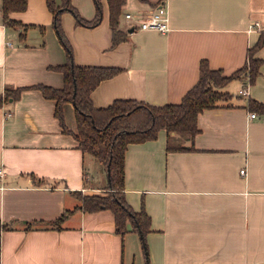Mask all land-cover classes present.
<instances>
[{"label": "crops", "instance_id": "1", "mask_svg": "<svg viewBox=\"0 0 264 264\" xmlns=\"http://www.w3.org/2000/svg\"><path fill=\"white\" fill-rule=\"evenodd\" d=\"M99 2L101 20L94 27L78 26L70 13L60 18L74 65L120 69L92 91L97 109L117 100L178 104L197 82L202 60L230 76L246 65L247 50L264 33V0H125L118 29L126 40L111 48L107 1ZM71 4L83 20L95 18L94 0ZM159 5L168 14L165 33L141 31L124 17ZM9 16L27 28L7 27L0 13V95L5 87L26 89L0 108L6 172L0 226L8 225L0 231V264H145L129 221L121 236L110 210L78 209L77 194L105 196L107 181L88 174L87 154L71 134L72 104L62 106L66 133L54 117L55 101L31 88L63 85L56 68L66 63V52L45 1L27 0L25 11ZM254 57L261 60L254 83L235 80L237 93L247 84V94L197 116L194 151L166 152L164 130L153 141L127 146L123 195L150 219L149 264H264V119L248 109L249 100L264 105V44ZM65 211L71 213L59 229L48 225Z\"/></svg>", "mask_w": 264, "mask_h": 264}, {"label": "trees", "instance_id": "2", "mask_svg": "<svg viewBox=\"0 0 264 264\" xmlns=\"http://www.w3.org/2000/svg\"><path fill=\"white\" fill-rule=\"evenodd\" d=\"M47 10L52 15V25L59 42L66 52V63L56 69L63 75V85L60 89L46 86H33L42 96L55 101L54 117L63 132L71 133L64 124L62 106L71 103L76 120V133H71L78 142V149L83 154H90L106 170L108 182L105 187L106 196H81L79 210L96 212L108 209L114 218V231L119 235L128 232L126 223L131 224V231L139 235L145 264L148 263V252L145 236L149 231L150 219L144 210L136 213L126 203L124 191V158L129 144L144 143L157 138V133H166V152L194 151L193 140L199 133L197 116L204 110L219 106V102L227 101L231 95L221 91L228 83L236 79H244L252 85L259 74L261 60L254 54L264 44V33L259 35L256 43L247 50V63L230 76H223L221 70H211L206 60L199 63L197 82L186 92L178 104L152 106L133 100L114 101L106 109H97L91 102L90 95L95 87L103 80L110 79L120 72L117 68L107 67H79L73 64L71 48L61 30L60 18L63 13L73 15L78 26L94 27L101 20V5L94 0L96 9L92 21L83 20L72 6L71 0H44ZM109 11V27L111 31V48L125 41V34L118 29L119 16L125 0H106ZM27 8V0H2L0 13L2 21L7 27L26 26L10 18L14 12H23ZM23 38V33L19 34ZM247 84H244V86ZM26 88L12 89L5 87L0 95V108L4 104L16 101L20 93ZM248 109L257 112L264 119V105L249 100ZM71 212L65 211L48 225L59 229L65 217ZM42 223V222H40ZM31 224H27V229ZM8 225L0 226V231L7 230Z\"/></svg>", "mask_w": 264, "mask_h": 264}, {"label": "built area", "instance_id": "3", "mask_svg": "<svg viewBox=\"0 0 264 264\" xmlns=\"http://www.w3.org/2000/svg\"><path fill=\"white\" fill-rule=\"evenodd\" d=\"M125 19L127 20H133L138 23V29L141 31H146V30H152L156 31L159 33H165L169 29V23H168V14L167 10L164 5H159L153 9H151L149 12H147L144 15L141 14H131L127 13L125 14ZM255 26H251L249 28L250 30H254ZM6 45H10L9 42H6ZM238 94L240 96H244L247 94V86H243L238 91ZM9 116V115H8ZM256 115L255 113H251L249 115V118H254ZM244 169L240 170L239 173L240 175L244 174ZM6 172L2 166H0V188H3V183L5 179Z\"/></svg>", "mask_w": 264, "mask_h": 264}, {"label": "rangeland", "instance_id": "4", "mask_svg": "<svg viewBox=\"0 0 264 264\" xmlns=\"http://www.w3.org/2000/svg\"><path fill=\"white\" fill-rule=\"evenodd\" d=\"M238 85H239L238 82L234 80L227 85L225 90L227 92H229L232 97L236 98V97H238V93H237V90L239 89ZM239 98L240 97H238V99ZM219 103H221V102H219ZM90 156H91L90 154H87L86 155V161H85L87 168H89V166H90V168L88 170L89 176L91 177V179H95V180H96V178H99V182L102 184H105L106 181L108 182L106 170L95 158H94L95 161L92 162L93 163V165H92ZM105 196H106V194H105Z\"/></svg>", "mask_w": 264, "mask_h": 264}, {"label": "water", "instance_id": "5", "mask_svg": "<svg viewBox=\"0 0 264 264\" xmlns=\"http://www.w3.org/2000/svg\"><path fill=\"white\" fill-rule=\"evenodd\" d=\"M108 176H109V172H108V169H107V179H108Z\"/></svg>", "mask_w": 264, "mask_h": 264}]
</instances>
